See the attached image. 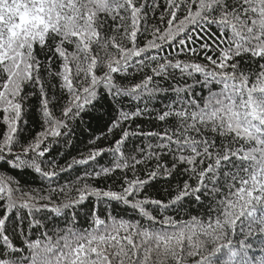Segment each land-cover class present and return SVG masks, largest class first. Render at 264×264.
I'll list each match as a JSON object with an SVG mask.
<instances>
[{"label":"snow or ice","instance_id":"obj_1","mask_svg":"<svg viewBox=\"0 0 264 264\" xmlns=\"http://www.w3.org/2000/svg\"><path fill=\"white\" fill-rule=\"evenodd\" d=\"M0 264H264V0H0Z\"/></svg>","mask_w":264,"mask_h":264}]
</instances>
